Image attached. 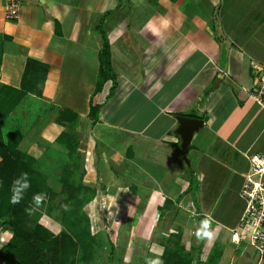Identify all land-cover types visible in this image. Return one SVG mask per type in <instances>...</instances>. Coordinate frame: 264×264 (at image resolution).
Here are the masks:
<instances>
[{"label":"crops","instance_id":"crops-1","mask_svg":"<svg viewBox=\"0 0 264 264\" xmlns=\"http://www.w3.org/2000/svg\"><path fill=\"white\" fill-rule=\"evenodd\" d=\"M6 2L0 0V38L9 37L0 41V104L17 103L0 132L5 141L20 136L16 150L34 160L33 168L55 193L52 210L42 213L41 220L54 213L59 205L54 202L65 195L62 171L72 168V180L83 186L94 180L93 189L95 180H159L158 189L142 198L132 185L134 200L139 206L145 201L146 212L165 199L171 209L181 195L186 199L192 193L189 184L195 180L197 215L225 228L229 242L239 234L249 158L264 154V104L252 97L258 70L264 73V0H177L174 5L170 0L157 5L152 0H22L18 20L5 18ZM183 8L193 14L217 9L219 22L205 31L207 24ZM101 22L117 74L111 96L112 80L95 93L102 50L95 28ZM132 47H139L136 61L128 56ZM29 59L46 64L48 75L40 96L28 92L17 101V94L6 88L22 87ZM91 106L99 108L95 123ZM227 108L231 115L219 124ZM191 113L204 126L189 145L188 154L196 155L188 157V174L177 156L181 138L176 130L177 116H183L178 114ZM236 120L246 123L243 129L234 130ZM62 134L68 137L58 142ZM204 159L205 166L199 165ZM180 182L185 187L178 191ZM222 200L235 209V219L228 223L216 211ZM45 226L54 233L58 228ZM209 228L210 241L219 239L221 264L228 253L226 240L217 227ZM12 235L0 218V251ZM163 244L158 246L164 249Z\"/></svg>","mask_w":264,"mask_h":264},{"label":"rangeland","instance_id":"rangeland-1","mask_svg":"<svg viewBox=\"0 0 264 264\" xmlns=\"http://www.w3.org/2000/svg\"><path fill=\"white\" fill-rule=\"evenodd\" d=\"M170 1L174 5L177 0ZM152 2L155 5L159 4L158 0H152ZM183 9L188 11L193 17L198 16L199 19H202L203 23L207 24L204 25L205 31H209L210 27L214 30L216 27V23L219 22L217 9L215 11H213L212 9L201 10L202 14L201 11L198 14H193L192 12L195 11L185 8ZM222 14L223 20L226 22L225 24L228 25V9L223 10ZM209 20H211L210 25ZM139 23V20L136 21L137 28L140 27ZM143 31L146 32L145 29ZM128 37L130 39L132 35H128ZM101 41L103 48L102 38ZM124 44L125 42L122 41L117 44V47H122V45ZM130 45L131 42L129 43V47ZM138 48L132 47L131 50L129 49L130 51L128 53V56L132 61H136V59H139V54L137 52ZM115 81H112V85L117 88V81L116 85L113 84V82ZM229 111L231 110H228V108L225 109V112L222 115V119L219 124H221L225 118H228L231 115V112ZM90 117L93 119L92 116ZM245 124L246 123L242 120H236L234 124V130L237 131L243 129V126ZM193 144H196L195 141L193 142ZM95 146L96 145L94 144V149ZM177 148L180 151L179 146H177ZM92 154L95 156L96 152L93 153L92 151ZM195 155L196 154H193V151H191L188 154V157L190 160H193L195 159ZM177 156L180 164L187 168V170L189 171L187 172L188 174H191L190 166L183 161L180 154ZM141 162H143L144 164V160H141ZM205 162H207L206 159L202 161L199 160L198 164L205 166ZM171 176H173V174ZM252 179L258 180V176L253 175ZM95 181L97 182V184L95 183L97 186L95 188V197L88 204L83 206L82 209V211L85 212L86 215L88 214L87 216L89 217L88 236H93V238H95V240L93 241L94 246H92L90 253L87 255L88 257L85 264H145V260L147 257L154 258L160 256L161 258V253L164 251V249L158 246V243L163 241L165 244L168 243L169 246L170 242H172L173 239L175 240L173 236H177V234H180V243L184 245L185 250L187 251L193 247L197 248L199 244H202L200 264H206L205 260L208 256L207 253H209L211 250H214L215 245H218L219 239H213V241H210L211 237L197 238V236L195 235L196 229L200 226V221L206 219H203L202 216L199 217L194 211L195 206V208H200V202L198 201L197 193L195 192L196 188H194L192 193L188 197H186V199H182L185 197L184 194L181 195V198L179 199L180 201L177 200L176 205L171 207V209H168L165 206V199L164 201H162V204L157 205L155 203L153 209L147 210L146 212L144 207L146 206V202L141 201V208V205L139 206L138 204L140 203V201H138L137 203L134 200L133 196L135 191L132 185H136L135 188L137 198H142L146 194L150 195L152 189H158L159 185L157 184L160 183L159 180L150 181L105 179ZM166 182L174 183L176 182V180H166ZM181 182L178 183V191L182 190V188L185 187V185ZM91 184H94V180L90 181V185ZM90 185L88 186L92 188V186ZM124 196H128V198L125 199ZM63 200H69L68 192H66L64 196L62 195L54 202L55 206L58 204L59 205L56 207L54 213L51 216H49L48 218H44L43 220L40 219L43 224L50 226L53 229L55 227H58V231L56 229L55 234H58L62 229L61 223L64 213L63 209H65V206L63 205V208H61L60 202ZM92 204H95V212L97 215L96 225H93V220L90 216L89 208ZM219 206L220 208L216 209V211L218 215L223 219L224 223H228V221H233L235 219V217L233 216L235 209H233L232 207L229 208L228 204H226L224 200L220 202ZM110 208L114 213L111 216L109 215V212L111 211ZM44 209L46 208L44 207ZM135 210H138L135 212L136 215L134 213ZM200 211L202 212V209H200ZM252 218L254 220V217ZM255 218H257V216H255ZM251 221L252 220L242 221L239 234H234L232 240L229 242L230 234L228 233V231L225 228L222 229L221 225H215L208 220V229L210 230L209 227H217L221 232V237H225L226 240L227 247H225V250H228V253L221 264H264V235L259 239L254 240V245H252L251 234H255L256 232L253 230L251 231L246 226V224L251 223ZM84 223L86 225V221ZM148 226L150 227V229L148 231H145L146 227ZM259 231L260 230H258V232ZM96 240H98V242Z\"/></svg>","mask_w":264,"mask_h":264},{"label":"trees","instance_id":"trees-1","mask_svg":"<svg viewBox=\"0 0 264 264\" xmlns=\"http://www.w3.org/2000/svg\"><path fill=\"white\" fill-rule=\"evenodd\" d=\"M95 30L103 40V48L99 53L100 67L95 88V93H99L107 81L116 80V73L112 65L109 39L103 30L102 22L96 25ZM8 38V36L0 38L1 43L2 40ZM1 52L0 47V62ZM47 75L48 66L46 64L29 59L25 67L22 87L18 90L7 87L6 90L15 92L18 96L17 101L21 95L28 92L40 96ZM114 89L115 86L110 89L109 96L113 94ZM16 103L0 104V124L15 108ZM98 110V106H91L90 116L93 117L94 122ZM178 115L184 116L185 114ZM185 116L197 117L194 113ZM19 137L13 135L9 141H5L0 132V156L2 158L0 161V218L13 233L9 243L1 249L0 259L5 264H85L87 255L94 246L95 238L88 236L89 217L82 209L95 197V189L81 185L79 180H72L74 172L72 168L64 169L62 171L63 180H61L62 193L68 192L69 200L60 202L62 208L63 205L65 206L61 231L58 234L52 232L40 222V215L46 211L50 213L52 210L50 203L55 198V193L48 186L46 177L33 168L34 160L16 150ZM66 137H68L66 134H62L57 141L63 142ZM61 167L66 168L64 165ZM22 172L28 174L30 186L19 203L11 204L9 203L11 182ZM197 185V181L190 180V191L197 188ZM37 193L44 194L39 204L33 200L34 194ZM165 202V206L170 207L171 202L168 199ZM173 237L175 240L173 239L169 246L168 243L163 244L164 251L161 259L164 264H200L202 244L187 251L180 243V234ZM221 257L222 248L215 245L205 262L206 264H219Z\"/></svg>","mask_w":264,"mask_h":264},{"label":"built area","instance_id":"built-area-1","mask_svg":"<svg viewBox=\"0 0 264 264\" xmlns=\"http://www.w3.org/2000/svg\"><path fill=\"white\" fill-rule=\"evenodd\" d=\"M22 0H7L5 5V18L7 20H18L20 17V6ZM259 86L254 89L253 98L259 103L264 104V73L258 70ZM251 172L247 177L242 195L246 200V210L243 221L252 220L246 224L247 228L255 231L251 234L252 245L254 240L264 235V154H253L249 158ZM258 176V180H253L252 176ZM257 216V218H255ZM254 217V220L253 218ZM258 230H260L258 232ZM248 232V231H246ZM263 239V238H261Z\"/></svg>","mask_w":264,"mask_h":264},{"label":"clouds","instance_id":"clouds-1","mask_svg":"<svg viewBox=\"0 0 264 264\" xmlns=\"http://www.w3.org/2000/svg\"><path fill=\"white\" fill-rule=\"evenodd\" d=\"M30 180L28 178V174L26 172L20 173L19 176L15 177L10 186L11 196L9 199V203L17 204L23 198L24 192L29 188ZM43 193L34 194L33 200L39 204L40 201L43 199ZM195 235L197 238L203 237H211L213 233L208 229V221L207 219L200 221V226L196 229ZM162 255V253H161ZM145 264H164V261L157 257H147L145 260Z\"/></svg>","mask_w":264,"mask_h":264},{"label":"water","instance_id":"water-1","mask_svg":"<svg viewBox=\"0 0 264 264\" xmlns=\"http://www.w3.org/2000/svg\"><path fill=\"white\" fill-rule=\"evenodd\" d=\"M177 121L179 125L176 133L181 138L179 154L182 157L183 161L189 164V145L193 139L194 134L204 126V121L199 118H191L187 116H177Z\"/></svg>","mask_w":264,"mask_h":264},{"label":"bare ground","instance_id":"bare-ground-1","mask_svg":"<svg viewBox=\"0 0 264 264\" xmlns=\"http://www.w3.org/2000/svg\"><path fill=\"white\" fill-rule=\"evenodd\" d=\"M89 210H90V216H91V218H92V220H93V225H96V220H97V215H96V212H95V204H92V205H90V208H89ZM110 210H111V208H110ZM114 213H113V211L111 210L110 212H109V215L111 216V215H113Z\"/></svg>","mask_w":264,"mask_h":264}]
</instances>
